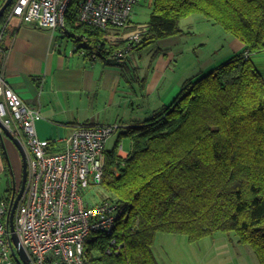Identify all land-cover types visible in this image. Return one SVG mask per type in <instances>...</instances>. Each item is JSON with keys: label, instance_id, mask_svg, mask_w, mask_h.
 Here are the masks:
<instances>
[{"label": "trees", "instance_id": "16d2710c", "mask_svg": "<svg viewBox=\"0 0 264 264\" xmlns=\"http://www.w3.org/2000/svg\"><path fill=\"white\" fill-rule=\"evenodd\" d=\"M16 2L0 17V73L10 21L22 20L12 14ZM80 2H70L64 29L88 60L180 35L189 17L219 25L245 46L187 82L170 105L128 126L121 133L130 142L126 156L119 142L107 149L102 186L110 193L100 202L116 203L119 216L113 235L95 232L87 239L85 264H164L154 252L157 233L196 242L216 232L234 234L264 264V70L256 58L264 53V0H152L147 22L130 18L104 29L77 24ZM123 28L139 38L112 42L110 33ZM6 191L11 199L12 184Z\"/></svg>", "mask_w": 264, "mask_h": 264}, {"label": "built area", "instance_id": "2783aa9c", "mask_svg": "<svg viewBox=\"0 0 264 264\" xmlns=\"http://www.w3.org/2000/svg\"><path fill=\"white\" fill-rule=\"evenodd\" d=\"M71 1L17 0L12 14L35 27L64 34ZM139 1L81 0L77 24L103 29L124 26ZM138 38L136 33L133 39ZM130 48L116 50L113 59L123 61ZM41 118L40 109L26 104L0 73V119L21 140L28 161L25 193L14 217L20 243L31 264H85L87 239L95 232L113 235L116 228L118 205L110 200L89 203L83 192L102 185L107 142L120 126L81 124L69 136L49 140L38 136L36 122ZM56 143L64 144V148L53 150ZM122 150L120 146L119 154ZM11 199L0 198V264H19L7 222Z\"/></svg>", "mask_w": 264, "mask_h": 264}, {"label": "crops", "instance_id": "0c3cea01", "mask_svg": "<svg viewBox=\"0 0 264 264\" xmlns=\"http://www.w3.org/2000/svg\"><path fill=\"white\" fill-rule=\"evenodd\" d=\"M187 19H184L187 27L180 35L189 33L193 23H210L202 17ZM9 28L5 41L8 50L1 74L26 104L40 109L42 118L36 122L37 133L40 138L49 140L67 137L81 124L117 123L124 131L128 126L149 118L163 106L170 105L187 82L198 80L245 47L238 39L223 32L206 57H201L203 48L200 49V55L190 65L194 64L190 68L182 67L183 72L179 74L176 65L173 67L178 54L200 44L206 45L210 38L188 47L182 45L180 35L161 39L151 52L152 60L144 66L149 71L143 75L141 86L139 84V88H135L131 83L134 69L142 66L131 68L128 64L130 56L123 61L111 58L88 60L75 51L69 36L58 31L37 28L18 17L11 19ZM130 33L123 28L110 33L109 38L115 43L118 39H127ZM256 58L264 70V53ZM131 70L133 75L125 77L126 71L129 75ZM63 148L64 144H53L55 151ZM5 149L15 177V166L22 156L2 132V172L7 169ZM243 255L244 252H238L239 257ZM244 263L245 260L242 261Z\"/></svg>", "mask_w": 264, "mask_h": 264}, {"label": "rangeland", "instance_id": "374dc122", "mask_svg": "<svg viewBox=\"0 0 264 264\" xmlns=\"http://www.w3.org/2000/svg\"><path fill=\"white\" fill-rule=\"evenodd\" d=\"M151 11V1L140 0L134 7L130 18H132L134 22L142 24L149 20ZM130 18L128 21L131 20ZM185 22L187 21L182 20L181 25L183 29L187 27ZM210 24L211 23H193L191 24V26H193L191 27L189 33L179 36L184 47L191 46L196 42L206 39V37L210 38V41H207L206 45L200 44L194 49L185 50L183 53L178 54L175 60L176 62H173V67L176 65L178 73L183 72L182 67L190 68L194 64L190 65L192 61L200 55V49L203 48L201 57H206L210 47L215 42L219 41V34L225 32L219 25L214 27ZM51 30L59 32L57 29ZM63 31L64 34H62L61 31L60 33L67 37L68 34L66 30L64 29ZM135 34V32H131L127 39H132ZM129 46L130 45H126L123 48L125 49ZM154 48H156L155 44L143 50H135L134 53L133 51L127 53V57L130 56L128 64H130L131 68L135 65L142 66L141 69H134V75L132 74L133 70L129 72V75L128 71L124 74L125 77L133 75L131 83L135 86V88H139V84L141 86L140 81L142 80L143 75L149 71V68H145L144 66L152 60L153 54H151V52ZM144 99L145 101L147 100L146 97ZM122 132V129L119 128L109 138L107 142L108 150L113 149L118 142L119 144H123V149H129L130 142L126 137H121ZM120 153L122 155L125 154L123 150L120 151ZM22 169L23 166L21 158L18 166H15V178L19 184L22 179ZM12 181L13 175L11 170L5 169L3 172L0 171V197L9 195L6 190L8 186L12 184ZM109 193L110 192L105 190L102 185L87 188L83 192L85 200L94 204L100 202L104 197H106V195H109ZM236 240L237 239L234 234H226L222 232H216L213 235L196 242H189L185 235L157 233L154 252L158 261L164 264H242L243 260H245L244 264H260L253 250L248 246L238 244ZM240 251L244 252V255L241 257L238 256V252Z\"/></svg>", "mask_w": 264, "mask_h": 264}, {"label": "water", "instance_id": "95a60500", "mask_svg": "<svg viewBox=\"0 0 264 264\" xmlns=\"http://www.w3.org/2000/svg\"><path fill=\"white\" fill-rule=\"evenodd\" d=\"M14 0H6L5 4L2 6L0 9V17L3 15L5 10L12 4ZM0 127L4 130L6 136L16 145L18 150L21 153L22 156V163H23V169H22V181H21V187L20 190L17 191V182L16 178L13 176V181H12V199H11V209H10V214H9V219H8V225L11 231V240H12V250L13 254L19 264H31L30 258L22 244L20 243V240L18 238V235L16 233V228H15V212L17 209V206L19 204V201L21 197L23 196L26 188V182H27V175H28V170H27V159H26V150L23 146V144L20 142L18 138H16L10 131L9 129L3 124V122L0 119ZM5 152L7 153L6 149ZM8 160L9 156H8ZM11 164V162H10ZM12 166V165H11Z\"/></svg>", "mask_w": 264, "mask_h": 264}, {"label": "bare ground", "instance_id": "6f19581e", "mask_svg": "<svg viewBox=\"0 0 264 264\" xmlns=\"http://www.w3.org/2000/svg\"><path fill=\"white\" fill-rule=\"evenodd\" d=\"M30 24V23H29ZM38 28V27H37ZM43 29H46V28H43ZM115 60V59H114ZM117 61V60H116ZM2 121V120H1ZM112 124V123H111ZM115 124H117V123H115ZM119 125V124H118ZM120 126V125H119ZM8 128V127H7ZM119 128H121V127H119ZM9 129V128H8ZM10 131V130H9ZM2 132H4V130L2 129V131L0 132V133H2ZM11 132V131H10ZM12 133V132H11ZM16 137V136H15ZM17 138V137H16ZM19 139V138H18ZM20 140V139H19ZM20 142H21V140H20ZM22 143V142H21ZM23 144V143H22ZM24 146V145H23ZM25 148V147H24ZM26 150V149H25ZM124 151V150H123ZM5 154L8 156V154L5 152ZM127 155V152H125V154H124V156H126ZM10 159V158H9ZM26 159H27V156H26ZM27 165H28V161H27Z\"/></svg>", "mask_w": 264, "mask_h": 264}, {"label": "flooded vegetation", "instance_id": "af4514ba", "mask_svg": "<svg viewBox=\"0 0 264 264\" xmlns=\"http://www.w3.org/2000/svg\"><path fill=\"white\" fill-rule=\"evenodd\" d=\"M21 181H22V179H21ZM20 187H21V183L19 184V183L17 182V191L20 190ZM24 193H25V192H24Z\"/></svg>", "mask_w": 264, "mask_h": 264}]
</instances>
